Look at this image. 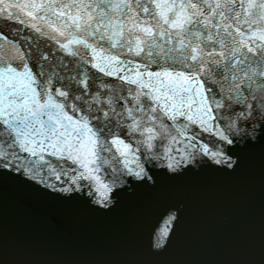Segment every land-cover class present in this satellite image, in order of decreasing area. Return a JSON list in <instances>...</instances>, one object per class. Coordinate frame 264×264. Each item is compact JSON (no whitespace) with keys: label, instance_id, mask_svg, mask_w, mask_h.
<instances>
[{"label":"snow or ice","instance_id":"6c2138e0","mask_svg":"<svg viewBox=\"0 0 264 264\" xmlns=\"http://www.w3.org/2000/svg\"><path fill=\"white\" fill-rule=\"evenodd\" d=\"M257 169L258 225L182 256L190 190ZM128 208L113 253L20 242ZM0 264H264V0H0Z\"/></svg>","mask_w":264,"mask_h":264},{"label":"water","instance_id":"95a60500","mask_svg":"<svg viewBox=\"0 0 264 264\" xmlns=\"http://www.w3.org/2000/svg\"><path fill=\"white\" fill-rule=\"evenodd\" d=\"M187 230L179 253L187 258L221 259L234 248V234L242 225L259 220L260 180L258 169L243 182L207 179L191 190ZM134 208L112 224L88 223L81 237L73 242L50 237L43 224L35 225L32 235L21 237L22 244L41 253L86 251L109 254L134 243ZM231 219V223H229ZM18 218L10 210V225Z\"/></svg>","mask_w":264,"mask_h":264}]
</instances>
